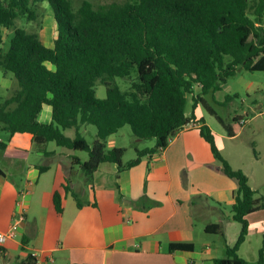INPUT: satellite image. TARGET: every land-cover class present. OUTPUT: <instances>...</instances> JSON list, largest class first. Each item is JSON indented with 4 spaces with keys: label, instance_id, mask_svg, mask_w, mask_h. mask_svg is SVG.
<instances>
[{
    "label": "trees",
    "instance_id": "trees-1",
    "mask_svg": "<svg viewBox=\"0 0 264 264\" xmlns=\"http://www.w3.org/2000/svg\"><path fill=\"white\" fill-rule=\"evenodd\" d=\"M45 2L57 26L52 47L37 32L17 26L19 18L37 20L38 7ZM5 29L10 32L4 46ZM0 45V68L13 72L18 81L12 95L0 94V128L10 138L29 132L36 144L53 141L87 151L88 160L72 156V163L92 176L104 162L117 163L121 170L166 148L196 120L187 109L190 98L194 108L202 102L229 136L239 133L243 125L239 117L226 123L205 95L221 90L239 67L264 71V0H123L100 5L82 0L77 8L73 0H0ZM135 68L136 89L123 91L116 77H129ZM99 83L106 86L104 98L97 96ZM45 105L52 107L50 122L40 120ZM199 121L219 168L237 182L233 219L242 225L236 243L212 264H251L239 249L249 233L247 216L264 202L256 196L248 174L222 154L210 126L203 118ZM85 124L97 127L93 145L81 133ZM126 124L139 141L156 143L137 148V157L124 163L126 148L107 143ZM69 128L75 129L74 137L64 133ZM6 146L0 142V147ZM63 188L64 193L56 190L53 196L58 214L64 212L68 193L82 206L67 178ZM206 230L220 232L221 225L211 224ZM191 247L185 242L170 244L171 249ZM0 253L4 256L3 247ZM34 261L29 256L10 264ZM2 264H9L5 256ZM257 264H264L263 248Z\"/></svg>",
    "mask_w": 264,
    "mask_h": 264
},
{
    "label": "crops",
    "instance_id": "crops-1",
    "mask_svg": "<svg viewBox=\"0 0 264 264\" xmlns=\"http://www.w3.org/2000/svg\"><path fill=\"white\" fill-rule=\"evenodd\" d=\"M45 44L52 47L54 41ZM48 66L53 68L50 63ZM254 104L258 112L251 119L239 118L243 125L235 136L196 116L166 148L143 156L137 165L120 170L117 163H102L92 176L84 174L71 184L82 206L68 193L62 214L56 212L53 196L56 190L64 193V183L61 190L54 189V184L42 187L44 165L25 164L24 159L27 161L37 147L33 135H8L7 142L0 128V142L7 143L4 150L17 152L12 153L16 160L7 165L4 161L10 158L0 151V232L8 231L15 216L21 210L25 212L16 238L0 245L5 261L10 264L34 253L36 260L28 264H45L48 256L54 258L53 264H212L214 259L224 257L227 246L236 243L240 232L235 226L234 234H228L238 185L219 168L210 143L200 133L199 119L210 126L217 145V135L236 139L247 124L264 116V96ZM51 118L52 107L45 105L40 120L50 122ZM113 146H117L115 142ZM41 151L45 156L55 154L43 147L37 153ZM226 158L235 168L243 169L229 156ZM19 167L22 170L16 172ZM257 212L250 213L248 219ZM209 214L216 217L198 222V217ZM211 224H220L221 231H207ZM250 236L251 226L239 249L246 260L250 257ZM180 242L192 247L170 248L171 243ZM260 248L259 241L251 260L258 259ZM4 256L0 253V264Z\"/></svg>",
    "mask_w": 264,
    "mask_h": 264
},
{
    "label": "rangeland",
    "instance_id": "rangeland-1",
    "mask_svg": "<svg viewBox=\"0 0 264 264\" xmlns=\"http://www.w3.org/2000/svg\"><path fill=\"white\" fill-rule=\"evenodd\" d=\"M81 1L82 0H73L76 8ZM91 1L95 5H100L111 1L123 0ZM17 26L25 27L32 32H37L40 39L45 43H53L57 35V26L53 17V10L49 7L47 2L39 5L37 20L28 21L26 18H19L17 20ZM4 31L6 36L5 46L9 43L7 35L10 30L5 29ZM1 46L2 45H0V47ZM116 82L123 91L130 92L135 90V85L139 83L137 69H133L129 77H116ZM0 83V94L3 96H10L18 89V81L14 73L5 71L2 68H0ZM197 91H199V88H197ZM97 96L100 98L106 97L105 85L101 83L97 84ZM262 96H264V71H250L243 67H239L236 75L229 78L228 82L223 85L221 90L206 94L205 99L209 106H211L226 123H232L236 116L240 119H251L258 112V107L254 104V100L260 99ZM194 103V100L190 98L187 106L189 113L193 111L196 116H203L217 130L224 129L216 116L211 114L202 102L196 103L195 108L193 107ZM255 119L260 120L247 124L243 132L236 139L221 138V136L217 135V145L225 158L229 156L233 160L235 166L242 167L243 170L250 175L251 186L258 191L256 196L261 197V202H264V122L262 120L264 116H258ZM1 133L8 142L10 138L9 132L3 130ZM64 133L71 137L76 135V131L73 128L66 129ZM81 133L87 138L90 145H93L97 138V127L92 124H85L81 128ZM24 135L26 134H17V137H25ZM112 142H115L117 146L126 148L123 162L130 161L137 157L136 148L144 149L146 147H153L156 143L155 139L139 141L129 124L124 125L117 133L113 134L111 140L110 138L108 139V146H110ZM41 145L42 144H36L37 147L36 150L33 151L34 153L32 152V154L27 156V161L24 159L25 164L27 162H35L39 165L50 166L43 171L40 186L45 187L47 186L45 184H54V189L61 190L62 184L66 182V178L72 187L71 184L74 183L75 180H79L83 177L84 173L80 165L72 163V156H77L82 161H85L89 158V153L87 151L62 147L53 141L44 144V146ZM42 147L44 149L48 148L50 151L54 150L55 154L45 156L42 151V154H38V150ZM4 149L5 148L0 147V151L4 152L5 156L9 157L11 161L10 162L6 158L4 162L10 165L15 159L13 158V154L17 152H9V150ZM21 170V167H19L16 172H20ZM258 210L259 212L249 217L252 236H250L251 242H249L248 246L250 251L248 261L251 264H257L259 259L260 252L256 261L251 260L253 259V249H256V244H259V241L261 244L260 250L263 248L264 251V206ZM228 211L231 212L230 209H228ZM214 217H216L215 214H209L206 217H198V222L203 224ZM231 223L232 226L228 229L229 235L234 234L235 226L241 231L242 225L239 221L232 218ZM253 254L255 256V253ZM15 257L16 256H13L14 260Z\"/></svg>",
    "mask_w": 264,
    "mask_h": 264
},
{
    "label": "built area",
    "instance_id": "built-area-1",
    "mask_svg": "<svg viewBox=\"0 0 264 264\" xmlns=\"http://www.w3.org/2000/svg\"><path fill=\"white\" fill-rule=\"evenodd\" d=\"M191 125V123L188 125V127ZM18 205H21V201L18 202ZM25 219V212L21 210V212L15 216L14 222L11 225L10 229L6 232H0V245L4 244L6 241L10 239H15L17 236V231L20 226V223ZM36 256V254H33V257ZM35 258V257H34ZM36 260V258H35ZM54 258L52 256H48V260L45 264H53Z\"/></svg>",
    "mask_w": 264,
    "mask_h": 264
}]
</instances>
